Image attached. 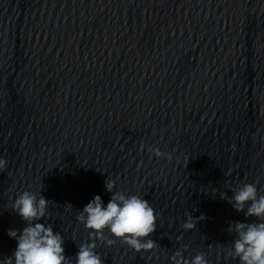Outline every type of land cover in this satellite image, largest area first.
Returning <instances> with one entry per match:
<instances>
[{"label": "water", "instance_id": "1", "mask_svg": "<svg viewBox=\"0 0 264 264\" xmlns=\"http://www.w3.org/2000/svg\"><path fill=\"white\" fill-rule=\"evenodd\" d=\"M0 158V260L26 226L17 194L42 190L38 222L73 258L89 239L77 216L107 205L111 178L149 201L159 248L97 241L104 264H169L181 245L238 264L228 228L256 221L220 198L264 195V0H0ZM187 212L205 219L184 232Z\"/></svg>", "mask_w": 264, "mask_h": 264}, {"label": "clouds", "instance_id": "2", "mask_svg": "<svg viewBox=\"0 0 264 264\" xmlns=\"http://www.w3.org/2000/svg\"><path fill=\"white\" fill-rule=\"evenodd\" d=\"M144 147L142 144L141 150ZM147 150L158 159H173L172 154L161 151L157 146H149ZM7 167V160L0 158V172ZM116 183L117 180L111 178L104 182L105 191L111 194L106 206L101 197L96 195L80 210L77 220L89 232V239L78 246L73 257L75 264H104L96 251L97 241L106 246L120 241L138 254H151L159 248L150 239L157 229L158 217L149 201L139 195H125L120 190L114 192ZM41 191H23L11 200V211L26 226L19 233L12 229L8 231L9 238L16 241V249L10 257L0 260V264H71L73 258L64 254L62 235L54 232L51 225L45 226L38 222L45 217L49 204ZM225 197L227 194L221 193L220 199L227 201L237 213L242 212L245 218H255L256 221L230 224L228 233L234 239L228 246L226 257L237 260L238 264H264V195L258 194L254 183H243L232 190L230 198ZM204 219L203 215L194 218L187 212L181 228L184 232L196 229V225ZM105 230L110 239L105 237ZM181 239L177 237V241ZM185 251L183 245L176 249L169 257V264H209L206 253L197 252L194 257L185 258Z\"/></svg>", "mask_w": 264, "mask_h": 264}]
</instances>
